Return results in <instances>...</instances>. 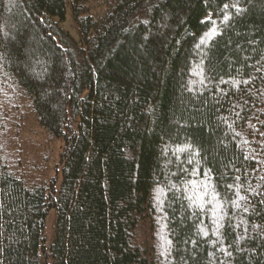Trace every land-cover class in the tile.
I'll return each instance as SVG.
<instances>
[{
    "label": "trees",
    "instance_id": "16d2710c",
    "mask_svg": "<svg viewBox=\"0 0 264 264\" xmlns=\"http://www.w3.org/2000/svg\"><path fill=\"white\" fill-rule=\"evenodd\" d=\"M0 264H264V0H0Z\"/></svg>",
    "mask_w": 264,
    "mask_h": 264
},
{
    "label": "rangeland",
    "instance_id": "374dc122",
    "mask_svg": "<svg viewBox=\"0 0 264 264\" xmlns=\"http://www.w3.org/2000/svg\"><path fill=\"white\" fill-rule=\"evenodd\" d=\"M64 27L66 29H69L74 34V36H76L75 31L73 30V25L71 22V12H70V8H69L68 4H67V9H66V19L64 22ZM35 130H32L31 134L26 132L25 137L28 139H26V140L23 139V142L25 145L30 141H31V143H34L37 145L42 143V135L40 134L41 131L38 129H35ZM60 145H61V143H59V146ZM59 150H58V144L56 143L55 144V151H58V152H56L55 160L57 163L59 160ZM53 156H54V154H53ZM52 174H54L58 178L57 179V187H58L60 184V181H61V166H58L57 169H54L52 171ZM54 221H55L54 211H51L48 215V218H47V224H46V230H45V236L47 239V243H50V241L52 240V237H53Z\"/></svg>",
    "mask_w": 264,
    "mask_h": 264
}]
</instances>
